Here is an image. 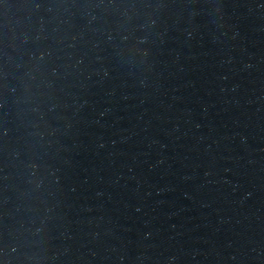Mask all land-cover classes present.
<instances>
[{
	"label": "water",
	"instance_id": "obj_1",
	"mask_svg": "<svg viewBox=\"0 0 264 264\" xmlns=\"http://www.w3.org/2000/svg\"><path fill=\"white\" fill-rule=\"evenodd\" d=\"M0 264H264V0H0Z\"/></svg>",
	"mask_w": 264,
	"mask_h": 264
}]
</instances>
